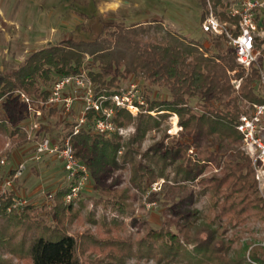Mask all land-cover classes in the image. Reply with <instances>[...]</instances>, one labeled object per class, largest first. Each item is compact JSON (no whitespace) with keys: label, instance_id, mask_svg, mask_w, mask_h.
Masks as SVG:
<instances>
[{"label":"trees","instance_id":"obj_1","mask_svg":"<svg viewBox=\"0 0 264 264\" xmlns=\"http://www.w3.org/2000/svg\"><path fill=\"white\" fill-rule=\"evenodd\" d=\"M208 3L214 9L217 6L225 9L230 5L228 0H200V26ZM226 16L223 12L219 18L236 22ZM107 28L102 26L91 42L66 40L32 52L16 69L0 73V161L3 158L10 160L13 150L30 143L21 126L29 117L28 108L17 92L45 100L55 79L79 73L84 68L81 67L84 57H89L90 64L85 70L96 95L119 92L122 89L120 80L129 78L141 80L148 89L156 88L167 93L165 99L143 95L147 113L136 117L123 109L114 110L112 120L115 126L123 128L132 122L135 124L134 136L125 144H121V137L116 133L109 136L97 134L93 112L87 114L86 123L76 135H73L76 122L65 124L59 139L61 142L69 138L74 155L86 166L95 190L102 189L110 173L124 167L127 161L131 164V182L142 191L147 183L164 179L166 169L170 168L175 174L173 182L164 179L158 194L168 203L172 202L178 211L185 209L183 213L178 212L181 225H176L184 243L193 248H184L181 238L169 230L172 223L167 224L168 229L150 231L139 247L149 252L159 243L162 254L158 260L167 263H174L183 253L185 258L179 261L185 259L187 264H264V246H253L247 253L256 241L264 243V199L257 191L251 160L240 148L242 135L236 130L239 117L248 113L243 104L264 102L257 92L258 70L253 66L245 72L236 63L227 38L202 33L201 27L207 46L170 31H164L159 37L149 35L150 26H117L112 31ZM89 65L96 66L97 70ZM233 79L241 80L238 92L231 84ZM49 110L52 111L49 115L54 116L58 111ZM149 112L159 113L161 118L175 114L181 128L178 137H173L165 145V139H169L166 135L141 155L145 161L154 164V169L134 159L138 153L134 146L139 148L145 133L160 125L149 116ZM6 143H9L8 148H5ZM121 148L125 151L119 164L118 151ZM208 165L220 168L221 174L200 183L210 190V200L217 197L212 208L224 204L213 218L186 207L193 197L186 183L196 180ZM1 171L0 167V176ZM13 174V170L8 172L7 178ZM68 192L67 185L60 187L52 196L53 206L47 210L46 205L36 207L31 204L13 208L15 193L0 192V228L2 220L8 228L13 226L8 239L4 236L6 234L0 237V248L6 255L17 256L13 247L15 243L23 249L24 239L15 242V234L24 227L33 234L40 233L32 236L27 249L32 264H78L75 239L62 228H50L44 218L50 212L53 217L63 218L72 211L75 201L68 204L64 201ZM119 198L123 208L126 197L121 194ZM249 221L253 224L247 227ZM216 222L222 225V228L218 225L222 233L211 228ZM257 222L261 224L258 229L255 228ZM188 231L195 235L190 236ZM244 233L248 237L251 234L260 236L241 242L245 239L242 237ZM199 234L204 238H197Z\"/></svg>","mask_w":264,"mask_h":264},{"label":"rangeland","instance_id":"obj_2","mask_svg":"<svg viewBox=\"0 0 264 264\" xmlns=\"http://www.w3.org/2000/svg\"><path fill=\"white\" fill-rule=\"evenodd\" d=\"M232 1L234 0H228V2ZM225 9L217 6L214 10L218 16H221ZM201 13L200 0H0V73L5 74L16 69L29 54L48 46L66 40L91 42L98 36L102 26L108 27L110 31L117 26L142 25L146 28L150 26L149 35L156 34L159 37L164 35V31H170L188 39L193 38L196 42L207 46V38L200 31ZM158 26L163 31H160ZM87 64H90V58L84 57L83 65H81L84 68L80 72L86 73ZM90 66L94 71L97 70L96 66L88 67ZM120 84L122 89L137 90L143 101V95L157 99L167 98L165 90L148 89L141 80L121 79ZM132 86L135 89H132ZM234 90L239 91L235 88ZM243 105L247 114L250 115L253 104L244 103ZM80 108L81 104L77 102L70 114L64 115L57 111L55 116L49 115L52 111L45 109V117L39 120L40 130L36 131V135L34 134L36 139L46 135L59 141L60 134L64 132V125L77 120ZM142 110V114L147 113L145 109L142 108ZM148 114L160 122V125L145 133L139 148L134 146L138 152L134 155V159L154 169V164L145 161L141 155L146 154L149 148L158 144L166 135L169 139H165V145L173 137H178L181 128L178 126L177 116L168 115L166 118H161L159 113ZM123 129L124 133L120 136L121 144L133 138L134 122ZM255 136L264 144V118L261 119ZM8 146L9 143H6L5 148ZM123 148L118 151L119 164L122 162L121 154L125 151ZM240 148L251 160L257 191L264 199V164L256 159L254 149L244 151L243 142ZM33 153L34 142H30L20 149L13 150L10 160L5 159V164L1 167L0 192L6 190L3 187V182L7 178L6 174L15 170L18 164L25 162L23 176L13 184L12 190L17 198L25 200L27 204L36 207L46 205L47 210L53 206V194L60 187L67 185L66 175L62 164L54 157L44 156L36 161L33 159ZM220 174V168L208 165L196 180L186 183L193 194L186 206L188 209L202 211V215L208 218H213L216 211L221 210L224 204L219 203L218 208H212L215 206L213 204L216 203L217 197L210 200V190L205 187V184L200 183L201 180L219 177ZM174 178L175 174L172 170L166 169L164 179L173 182ZM131 179L129 161L125 162L124 167L113 170L100 190L94 189L88 177L80 191L82 196L75 200L72 211L63 218L53 217L52 212L47 216L43 213L46 224L50 228L55 226L62 228L64 233L75 239L78 264H187L185 259L182 262L179 261L185 258L183 253L174 263L159 261L162 254V251L158 249L159 243L149 252L139 247L141 240L146 238L150 231H158L160 228L168 229L167 224L172 223L169 230L181 238L180 242L184 248L185 246L189 250L193 248L184 243L176 225H181L179 213L185 211L182 208L184 206L181 207L184 211H178L171 204L172 202L168 203L158 194L164 179L147 183L145 191L138 189ZM146 181L148 179L145 177L144 182ZM121 194L126 197L123 208L122 200L119 198ZM56 221L59 223L56 224ZM219 223L216 222L211 228L218 230ZM248 223L247 227L253 224L252 221ZM260 225L257 222L255 228L258 229ZM1 226L0 237L6 234L4 236L8 239L13 226L8 228L3 220ZM220 226L222 228V225ZM218 232L222 233V229ZM37 234L40 233L33 234L32 230H24V227L17 230L15 242H20L23 238V249L17 246L19 243L13 244L17 256L12 257L9 254L6 255L0 248V264H32L27 249L32 236ZM188 234L195 235L190 231ZM258 236L260 235L251 234L248 237L244 233L242 237L245 239L241 242L251 241L259 238ZM197 238L203 239L204 235L199 234ZM258 245L264 246V243L256 241L248 248L247 253L253 246Z\"/></svg>","mask_w":264,"mask_h":264},{"label":"built area","instance_id":"obj_3","mask_svg":"<svg viewBox=\"0 0 264 264\" xmlns=\"http://www.w3.org/2000/svg\"><path fill=\"white\" fill-rule=\"evenodd\" d=\"M225 13L229 19L236 22L221 20L212 5L208 3L205 18L200 26L201 31L212 36H225L227 45L233 49L236 63L245 72L253 66L256 67L257 92L264 100V0H234L225 9ZM231 84L238 90L240 80H232ZM132 89H135L134 86ZM17 94L26 104L29 112L28 119L21 126L28 140L34 142L33 159L39 161L44 156H51L62 164L69 187V192L64 198L67 204L78 199L82 186L89 177L88 171L86 166L76 159L69 138L61 142L46 135L36 139V131L40 130L39 120L44 118V110L56 109L61 114L67 115L71 113L74 105L80 102L81 108L75 121L73 135H76L79 128L86 123L87 114L93 112V126L97 134L109 136L116 133L122 136L124 129L115 126L112 120L114 110L123 109L136 116L143 112L142 108L145 109V102L138 95L137 90L121 89L108 96L96 95L94 86L84 71L55 79L45 100L31 98L22 92ZM250 111V115L242 114L239 117L236 130L242 135L244 151L254 149L256 159L264 164V144L255 136L258 125L264 118V102L253 104ZM149 113L154 114V112ZM170 115L176 117L175 114ZM4 164L3 158L0 167ZM25 168V162L18 164L13 170L12 177L6 178L3 182L4 189L12 192L13 184L23 176ZM24 205H27L25 200L16 196L12 199L13 208Z\"/></svg>","mask_w":264,"mask_h":264}]
</instances>
